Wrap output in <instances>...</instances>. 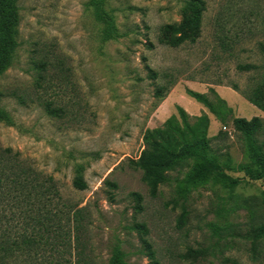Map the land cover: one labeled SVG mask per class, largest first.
Wrapping results in <instances>:
<instances>
[{"label": "rangeland", "instance_id": "obj_1", "mask_svg": "<svg viewBox=\"0 0 264 264\" xmlns=\"http://www.w3.org/2000/svg\"><path fill=\"white\" fill-rule=\"evenodd\" d=\"M189 1L16 0L13 49L0 71V264L82 263L68 207L83 210L89 264H264L254 232L264 224V112L245 95L264 74V0H208L196 43L160 44L162 27L181 21ZM188 90L222 98L232 113L222 121ZM180 106L191 123L209 116L207 147L153 196L133 162L148 130L181 120ZM254 117L262 125L247 140L233 120ZM16 152L55 179L63 210L56 243L9 259L1 244L21 231Z\"/></svg>", "mask_w": 264, "mask_h": 264}, {"label": "trees", "instance_id": "obj_2", "mask_svg": "<svg viewBox=\"0 0 264 264\" xmlns=\"http://www.w3.org/2000/svg\"><path fill=\"white\" fill-rule=\"evenodd\" d=\"M208 0H190L184 10L181 21L166 24L161 29L159 43L170 47L178 48L184 44H194L197 42L203 32L204 14L207 11ZM16 0H0V71H3L10 62V54L13 49L12 29L16 23ZM222 38V37H220ZM225 45L226 42H221ZM150 47L153 45L150 44ZM257 68L254 64H239L240 71H250ZM150 78L156 79L157 72L149 68ZM237 90L238 87L234 86ZM163 87L157 92L159 97H164ZM168 91V90H167ZM188 94L198 102L204 104L219 119L225 121L227 115L232 113L225 100L219 98L217 103L212 102L204 94L187 91ZM167 93V92H166ZM249 102L256 105L264 112V74L262 80L252 92L245 94ZM52 104L49 102V107ZM50 114H56L57 109L49 108ZM179 112L181 120L172 116L162 128L148 130L145 135V148L139 157L134 160V167L142 172V180L150 189L151 195H157L159 187L168 180L169 172L175 170L183 161L188 158L201 156L202 151L207 147V133L210 126V118L204 113L201 116L194 117L191 123L187 112L180 106ZM61 118L63 115H57ZM235 129L245 135L250 140L255 131L261 128V120L254 117L251 120L245 118H235L233 120ZM250 143V141H249ZM8 153L10 149L6 150ZM253 151V149H252ZM14 169L11 172L12 191L14 193V207L18 212L19 231L17 239L9 237L2 242V248H7L9 259L14 257L15 253L21 251L20 255L29 256L36 249H40L49 241L56 243L59 236L58 225L61 221V208H56L54 196L58 191L55 188V179L38 170L30 162L22 158L20 152L13 154ZM232 184L236 179L224 174ZM258 178H264V171L258 175ZM75 187L83 190L87 187L82 177L75 180ZM55 188V190H54ZM53 189V192L51 191ZM65 211L67 224L75 230L77 234L75 241L80 244L79 255L80 264H89L86 256L85 246L82 240L84 232V216L82 209L68 207ZM73 232V231H72ZM72 232H63L60 243L64 246L72 244ZM257 238H264V224L259 225L255 230ZM150 248V245H148ZM76 247V246H75Z\"/></svg>", "mask_w": 264, "mask_h": 264}]
</instances>
